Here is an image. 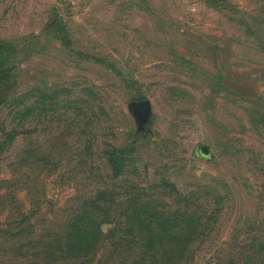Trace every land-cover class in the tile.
<instances>
[{"label":"rangeland","instance_id":"374dc122","mask_svg":"<svg viewBox=\"0 0 264 264\" xmlns=\"http://www.w3.org/2000/svg\"><path fill=\"white\" fill-rule=\"evenodd\" d=\"M0 264H264V0H0Z\"/></svg>","mask_w":264,"mask_h":264},{"label":"water","instance_id":"95a60500","mask_svg":"<svg viewBox=\"0 0 264 264\" xmlns=\"http://www.w3.org/2000/svg\"><path fill=\"white\" fill-rule=\"evenodd\" d=\"M131 114L135 118L137 131L143 130L144 125L150 122L151 106L148 100H136L129 103Z\"/></svg>","mask_w":264,"mask_h":264}]
</instances>
